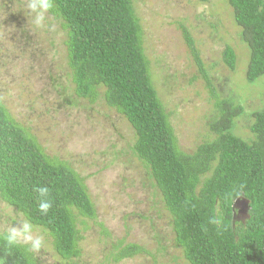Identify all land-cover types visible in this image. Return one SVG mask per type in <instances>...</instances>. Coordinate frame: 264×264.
I'll return each instance as SVG.
<instances>
[{
  "label": "rangeland",
  "instance_id": "obj_1",
  "mask_svg": "<svg viewBox=\"0 0 264 264\" xmlns=\"http://www.w3.org/2000/svg\"><path fill=\"white\" fill-rule=\"evenodd\" d=\"M131 1L151 81L180 151L191 154L212 141L209 127L218 117L215 98L184 43L183 29L194 42L217 99L243 110L234 120L233 134L252 143L253 114L264 113V77L254 84L245 80L249 51L240 41L241 29L228 0ZM25 14V0H0V102L46 156L66 163L83 178L96 210L93 220L76 219L77 258L61 260L46 236L45 248L32 253L36 264H188L148 170L132 150V128L106 106L103 89L94 102L74 96L61 22L49 15L54 28L36 30ZM226 46L236 55L234 71L222 63ZM17 214L0 200V228ZM247 217L248 203L240 199L234 205L235 227ZM128 245L144 253L116 262Z\"/></svg>",
  "mask_w": 264,
  "mask_h": 264
},
{
  "label": "trees",
  "instance_id": "obj_2",
  "mask_svg": "<svg viewBox=\"0 0 264 264\" xmlns=\"http://www.w3.org/2000/svg\"><path fill=\"white\" fill-rule=\"evenodd\" d=\"M205 3L207 0H194ZM240 41L249 51L248 84L264 77V0H228ZM66 34L67 65L74 96L94 102L99 89L110 109L134 132L133 152L148 170L163 207L171 217L175 243L188 264H264V113L255 112L246 143L236 137L234 120L243 112L218 100L187 30L184 43L207 89L215 98L217 120L210 142L191 154L180 151L168 115L153 87L142 47V30L131 0H55L49 13ZM222 63L235 70L236 55L226 46ZM34 186L50 189L52 208L41 215ZM241 188L232 205L225 193ZM248 203V217L238 228L234 205ZM0 200L22 213L52 241L63 261L79 256L77 217L93 220L96 210L83 178L69 165L45 155L26 129L0 102ZM223 216L218 230L209 223ZM144 253L136 245L122 248L115 261ZM0 264H36L32 253L0 245Z\"/></svg>",
  "mask_w": 264,
  "mask_h": 264
},
{
  "label": "clouds",
  "instance_id": "obj_3",
  "mask_svg": "<svg viewBox=\"0 0 264 264\" xmlns=\"http://www.w3.org/2000/svg\"><path fill=\"white\" fill-rule=\"evenodd\" d=\"M26 16L28 23L36 30L54 28L49 25V13L55 9V0H25ZM36 194L37 210L41 215L47 214L52 208L50 189L47 186H34ZM243 195L241 188H233L225 193V200L233 202ZM22 213L12 216L5 225L0 228V245L8 251L23 249L26 253H40L46 246V231L41 230L30 220L18 218ZM209 223L215 225L218 230L224 226L223 216H213Z\"/></svg>",
  "mask_w": 264,
  "mask_h": 264
}]
</instances>
